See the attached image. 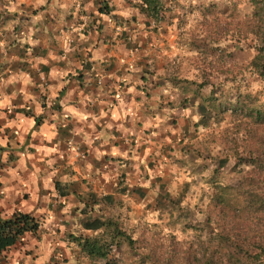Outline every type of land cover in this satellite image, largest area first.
Segmentation results:
<instances>
[{
    "label": "crops",
    "instance_id": "crops-1",
    "mask_svg": "<svg viewBox=\"0 0 264 264\" xmlns=\"http://www.w3.org/2000/svg\"><path fill=\"white\" fill-rule=\"evenodd\" d=\"M98 2L0 0V216L31 213L38 240L141 205L181 156L173 128L185 110L158 105L168 92L142 76L148 60L123 37L119 1L109 14ZM31 247L16 243L6 264H26Z\"/></svg>",
    "mask_w": 264,
    "mask_h": 264
},
{
    "label": "rangeland",
    "instance_id": "rangeland-1",
    "mask_svg": "<svg viewBox=\"0 0 264 264\" xmlns=\"http://www.w3.org/2000/svg\"><path fill=\"white\" fill-rule=\"evenodd\" d=\"M95 1L111 8L109 0ZM118 1L125 12L120 24L135 35L133 43L138 44L148 60V74L165 73L167 77L159 83L169 91L171 103L187 108L179 125L176 119L171 121L177 124L174 130L182 129L180 139L183 144L192 145L193 153L181 156L177 167L166 170L160 177L162 188L159 186L156 190L148 182L150 192L140 199L141 205L129 202L121 205L120 210H110L136 240L132 248L121 244L111 249L107 261H92L66 236L68 229L75 234L91 232H80L77 223L67 222L63 232L43 233L46 241L42 239V232L41 239L36 238L38 241L28 233L27 239V234L22 237L23 241L34 244L29 255L31 260L26 264H181L184 256L190 258L189 253L195 259L211 253L217 257L215 252L225 249V243L214 237L215 224L206 221V215L215 182L236 185L243 175L240 171L248 169L246 165L235 167L233 156L237 150L240 156L247 157L241 152L245 151L241 146L246 134L237 129L238 124L245 128L247 122L237 123L226 108L234 103L239 91L252 95L264 91V78L257 77L247 67L255 54V40L239 39V26L235 23L253 8L248 0H163L166 8L163 18L156 24L149 20L147 26L145 18L133 6L137 0ZM211 3L218 7L214 20L204 9V5ZM203 13L212 19L208 26L202 22ZM207 33L220 39L219 44L229 54L222 51V57L217 58L220 49H212ZM221 61L224 62L222 72H217ZM182 83L187 86L181 92ZM207 97L214 99L216 107L204 113L199 106ZM235 137L239 139L237 143L233 141ZM225 156L227 162L214 177L213 169ZM169 255L172 258L167 261ZM4 262L8 260L4 258Z\"/></svg>",
    "mask_w": 264,
    "mask_h": 264
},
{
    "label": "trees",
    "instance_id": "trees-1",
    "mask_svg": "<svg viewBox=\"0 0 264 264\" xmlns=\"http://www.w3.org/2000/svg\"><path fill=\"white\" fill-rule=\"evenodd\" d=\"M248 1L253 8L252 12L243 15L235 22L239 26L237 34L239 39L251 38L255 40V54L247 67L257 77L264 78V0ZM133 6L136 7L139 15L145 18L147 26L150 25L149 20L156 24L162 19L166 10L163 0H137L133 3ZM204 7L206 14L213 15L214 20V13L218 10V7L212 3L204 5ZM96 8L103 14H109L112 10L108 8L106 3L99 5V7L96 6ZM206 14L203 13L202 22L205 23V26H208L212 19L209 18V20ZM117 24H120L119 19ZM124 33H126L125 36ZM128 33L123 30L125 40L129 37ZM206 37L211 40L212 49H215V47L220 49L217 58L221 56L222 51L229 54V51L223 49L219 44L220 39L215 38L211 33H207ZM137 48L140 50L138 45ZM220 64L221 67L217 72H222L221 68L224 66V62L221 61ZM148 69L149 65L146 64L143 77L154 75L148 74ZM165 77H167L165 73H158L152 78L151 82L157 85L159 89L164 90L166 87H163L159 82H163ZM187 82L192 83L193 81ZM180 86L182 92L183 87L187 85L182 83ZM167 92L169 95V91ZM157 101L158 105H166L170 109H187L184 106H176L171 103L170 95L167 100L159 99ZM201 101L199 110L204 113H207V110L211 107H216L214 99L207 97ZM216 110L220 111L219 108ZM226 110H230L228 114L234 120H238L237 123H241L242 120L247 122L245 128H242L241 124L237 125V129L240 131L242 129L246 134L241 146L244 147L245 151L241 152H245L247 157L240 156L237 150H235L233 156L236 158L235 167L246 165L248 169L247 171H240L243 175L236 185H224L215 182L213 187L206 221L215 224L214 237L217 241L225 243V249L224 251L220 249L221 252L216 251L217 257L211 253L209 256L195 259L194 254L189 253L190 258L187 255L184 256L181 259V264H194V260L196 264H224L225 260L226 264H264V91H260L257 95H252L247 91H239L234 103ZM238 140V137L233 139L235 143ZM191 147L192 145H180L181 156H185L189 152L193 153ZM226 162V156L219 159V166L212 171L214 177ZM162 184L159 185L161 188ZM112 217L110 210H106L97 217H88L82 220L81 227L90 230L91 233L86 235L68 232L66 234L67 240L75 244L90 260L107 261L113 247L126 244L132 248L136 242L123 229L118 216L113 217V219ZM39 226L40 222L37 217L20 210H15L7 217L0 216V264H6L4 262L5 252L16 243L23 241L22 237L25 234L30 233L39 238ZM170 252L174 253L175 251ZM171 258L172 255H169L167 261Z\"/></svg>",
    "mask_w": 264,
    "mask_h": 264
},
{
    "label": "built area",
    "instance_id": "built-area-1",
    "mask_svg": "<svg viewBox=\"0 0 264 264\" xmlns=\"http://www.w3.org/2000/svg\"><path fill=\"white\" fill-rule=\"evenodd\" d=\"M80 156H82V155H80Z\"/></svg>",
    "mask_w": 264,
    "mask_h": 264
}]
</instances>
